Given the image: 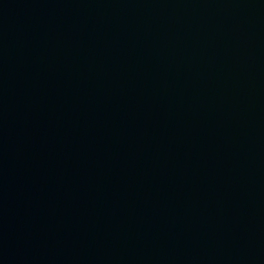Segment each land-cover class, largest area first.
<instances>
[{
    "label": "water",
    "instance_id": "water-1",
    "mask_svg": "<svg viewBox=\"0 0 264 264\" xmlns=\"http://www.w3.org/2000/svg\"><path fill=\"white\" fill-rule=\"evenodd\" d=\"M0 264H264V0H0Z\"/></svg>",
    "mask_w": 264,
    "mask_h": 264
}]
</instances>
